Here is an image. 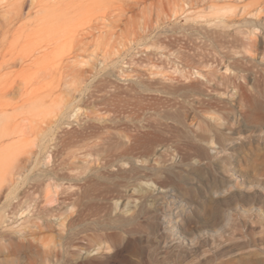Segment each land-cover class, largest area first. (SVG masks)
Listing matches in <instances>:
<instances>
[{"label":"rangeland","instance_id":"374dc122","mask_svg":"<svg viewBox=\"0 0 264 264\" xmlns=\"http://www.w3.org/2000/svg\"><path fill=\"white\" fill-rule=\"evenodd\" d=\"M257 1L0 0V264H264L263 55L224 34L249 31L242 9ZM226 3L238 25L204 20ZM208 71L219 108L175 84ZM235 72L252 91L238 125ZM86 124L156 134L145 154L90 172Z\"/></svg>","mask_w":264,"mask_h":264},{"label":"bare ground","instance_id":"6f19581e","mask_svg":"<svg viewBox=\"0 0 264 264\" xmlns=\"http://www.w3.org/2000/svg\"><path fill=\"white\" fill-rule=\"evenodd\" d=\"M195 3L198 4L199 2L196 1ZM210 7L211 6L209 5V8ZM234 8L235 7L232 4L226 3V4L223 5V8H222L223 11H221L220 8H219V10L222 13H219L218 11H216L218 9H216L215 11H212V12L208 11L209 14L207 12L204 13V14H207V15H204L203 18H204V20L206 22L213 21V22H216L217 25H223V26H228L229 25L230 26L234 22H236V20L232 17L233 16V12H234V10H233ZM242 12L245 13V14L254 15L255 20L252 23V28L249 31H247V32L246 31L242 32L241 36H238V37L233 32H226L224 34L226 36H228L231 40H235V41L237 39L241 40L242 46L245 48V52H243L242 56H248V57L253 58L254 55L259 54V53H260V56L263 55L261 60H260V63H261L260 64V70H264V49L261 50V47H264V23L262 25L260 24L261 23L260 20L262 21V19L264 18V0H258L257 1V6L254 7L253 10L242 9ZM230 22H231V24H229ZM258 25H261V28L259 30L260 33L255 32V30L258 28ZM213 27H214V25H213ZM220 32H221L220 33L221 36H223V31H220ZM208 35H209L208 32H206L205 36L207 38H208ZM222 40H220V41H222ZM207 45H209V44L207 43ZM220 45L223 46V42L220 43ZM199 48H201V45L196 43L195 46H194V50H193V54L195 56H198L199 54H201ZM206 49L207 48H205L204 50H206ZM238 51H239V49H238ZM225 53L227 54V51ZM235 53H237V51ZM231 54H232V52H231ZM214 62L215 61L206 62V63L211 65ZM217 62H218V60H217ZM223 63H225V60H223ZM232 65L234 66V69H236L237 71L248 70L249 69V68L244 69V68L238 66L237 63H236V60H233ZM207 73L203 74V73L198 72V75H201L202 78L195 76L193 78L190 77L189 79H185V80L177 79V80H175V84H181L180 87L193 91L197 95L196 98L194 99V104L196 103L197 106L208 107V108L209 107H217V108H219L220 107V105H219L220 100L218 99V91L216 90V86H217L216 82H217V80H216L215 76L211 75L210 71H208ZM238 77L239 76H238L237 72H235L233 74H231V73L224 74V78H225L226 82L228 84H231V87L235 88L236 89V93L238 94L237 98L234 99V102L231 103V105L228 108L229 111H231L232 113L234 111L235 116H234V119L232 120V122L234 124L237 123V125L240 124V122H242L246 118V115L248 116V114H246V110H241L240 109V111L238 112L237 109H235V107L237 108V106H240L243 103L242 100L244 99L245 95H246V97H249L247 94H249L250 96L252 94L251 93L252 91L250 89L245 88L244 81H241L240 79H237ZM241 77L245 80V76H241ZM184 78H187V76H184ZM174 88L170 89V91L167 92V93H172V90ZM247 90H249V91H247ZM254 91H255V93H253V95H252L254 99H256L257 97H260L261 95H264V92L261 94L260 90L257 87L254 89ZM179 102L182 103L181 101H179ZM179 115L180 114H176V115H174L173 117H170V118L173 119L174 122L182 124L184 120H183V118L179 117ZM229 121H231V120L228 119V122ZM115 126L116 125H93V124H91V125L90 124H86V125L82 126V129H81L82 132L85 133V131H87L88 128L91 131L88 132L87 134H81L80 135L81 136L80 141H83V143L80 144V146L82 148H85L86 150L95 149L96 151L99 152V157L94 159V162H95V164H97V167H95L94 169H90V172H98L100 169H104V168L108 167L109 165H111V163L114 160H117V161L118 160H122L123 161L122 163H124L125 159H129L131 157H136V156H140V155L145 154V152H146V150H145L146 148L145 147L147 145V142L152 140L151 134H156L155 130H150L149 128L142 129V128L137 127L136 125H128L127 124L126 126L123 127V129H126V131H127V134H126L127 138H126V140H123V139L119 138V136H116L114 132H112V129H114ZM237 131L239 132V130H237ZM90 133H94V134H90ZM100 133H103L102 138H100V139H96V138L95 139H91L92 135H97L98 137L99 136L101 137ZM224 149L225 148L222 145L218 144L216 152L217 153L218 152H223V151L226 150V149L225 150ZM197 151H201L200 147L197 148ZM88 167L90 168V166H88ZM126 169L127 168H120L119 170H121L122 173H124ZM82 178L84 179V184H86L87 181H88V179H87L88 177H82ZM111 188H112V186L108 185L106 187V190L110 191ZM76 193H77V191H76ZM99 194H100V192H99ZM170 213L171 214H169V215H174V222L173 223L171 222L172 224L170 225L169 229H170L171 233H174L173 232L174 228L177 227V226H180L181 223L179 221V216H178L179 214L177 213V211H175V210L172 211L171 210ZM170 218H171V216L168 217V219H166V221L169 222V223H170V220H171ZM60 225H63V222L60 223ZM75 248L78 249V250H83L84 249V247L81 246V245H75Z\"/></svg>","mask_w":264,"mask_h":264}]
</instances>
